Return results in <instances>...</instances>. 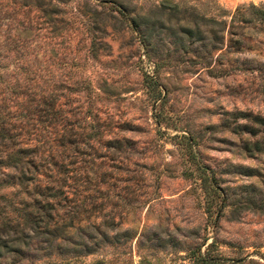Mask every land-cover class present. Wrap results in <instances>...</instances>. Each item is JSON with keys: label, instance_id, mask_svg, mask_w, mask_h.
<instances>
[{"label": "rangeland", "instance_id": "374dc122", "mask_svg": "<svg viewBox=\"0 0 264 264\" xmlns=\"http://www.w3.org/2000/svg\"><path fill=\"white\" fill-rule=\"evenodd\" d=\"M50 3L0 0V116L19 82L98 129L83 167L109 171L102 212L117 223L74 264H264V206L244 198L264 196V155L233 126L262 128L249 114L264 115V0ZM188 168L226 187L220 211Z\"/></svg>", "mask_w": 264, "mask_h": 264}, {"label": "trees", "instance_id": "16d2710c", "mask_svg": "<svg viewBox=\"0 0 264 264\" xmlns=\"http://www.w3.org/2000/svg\"><path fill=\"white\" fill-rule=\"evenodd\" d=\"M49 1L57 13L61 0ZM18 83L7 84L9 101L0 116V264H74L76 256L95 251L117 223L102 212L105 204L113 210L116 203L103 196L109 171L83 167L81 150L87 139L98 137V129H86L74 124L77 118L61 114L57 90L35 92ZM249 116L262 128L247 122L233 126L247 128L250 136L240 140V147L248 156L260 157L264 115ZM243 168L245 174H257L251 166ZM188 173L198 177L209 213L227 204L226 187L219 186L213 172L188 168ZM244 198L247 206H264L261 194L246 193Z\"/></svg>", "mask_w": 264, "mask_h": 264}]
</instances>
